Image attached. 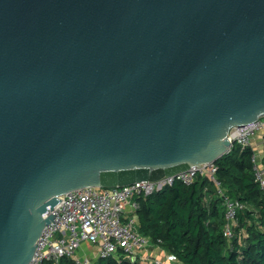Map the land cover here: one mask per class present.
Segmentation results:
<instances>
[{"label":"water","instance_id":"water-1","mask_svg":"<svg viewBox=\"0 0 264 264\" xmlns=\"http://www.w3.org/2000/svg\"><path fill=\"white\" fill-rule=\"evenodd\" d=\"M264 116V0H0V264L59 196L215 163Z\"/></svg>","mask_w":264,"mask_h":264},{"label":"trees","instance_id":"trees-1","mask_svg":"<svg viewBox=\"0 0 264 264\" xmlns=\"http://www.w3.org/2000/svg\"><path fill=\"white\" fill-rule=\"evenodd\" d=\"M253 155L250 146H233L215 162L222 194L245 205L237 213L231 238L223 236L222 196L203 176L189 186L175 182L141 197L136 212L139 232L181 264H264V195L255 182ZM261 162L264 166V150ZM57 264L73 262L64 257ZM94 264L139 263L97 259Z\"/></svg>","mask_w":264,"mask_h":264},{"label":"built area","instance_id":"built-area-1","mask_svg":"<svg viewBox=\"0 0 264 264\" xmlns=\"http://www.w3.org/2000/svg\"><path fill=\"white\" fill-rule=\"evenodd\" d=\"M257 134L263 136V151L264 116L245 126L230 128L226 138L231 145L226 153L233 146H239L241 149L250 146ZM261 159V155L254 153V178L264 195V166ZM216 172L215 163H206L164 177L158 182L141 181L119 188L85 187L67 192L58 197L61 201L52 210L47 207L48 211L43 217L51 214L56 216L43 228L36 242L34 255L28 264H43L45 261L57 264L64 257L71 259L73 264H92L93 260L97 259H128L139 264L177 263L173 255L156 246L139 232L136 217L138 200L175 182L189 186L198 176L206 177L218 188L225 217L223 236L231 238L237 213L244 210L245 205L222 194ZM84 246L88 251L80 256ZM155 247L160 249L162 256L153 255L152 249Z\"/></svg>","mask_w":264,"mask_h":264},{"label":"crops","instance_id":"crops-1","mask_svg":"<svg viewBox=\"0 0 264 264\" xmlns=\"http://www.w3.org/2000/svg\"><path fill=\"white\" fill-rule=\"evenodd\" d=\"M262 139H263V136L262 134H257L254 139L251 141V144H250V147L253 149L254 153L255 154H258L259 156L263 154V151H262ZM156 248V247H155ZM152 249L153 251V255H155L156 257H160L162 256V252L160 251L159 248H156V249ZM175 264H181L179 262L175 263Z\"/></svg>","mask_w":264,"mask_h":264},{"label":"rangeland","instance_id":"rangeland-1","mask_svg":"<svg viewBox=\"0 0 264 264\" xmlns=\"http://www.w3.org/2000/svg\"><path fill=\"white\" fill-rule=\"evenodd\" d=\"M84 249H82V252L80 253V256H83V255H85L86 254V252L88 251V249H87V247L86 246H84L83 247ZM92 254V253H91ZM94 261L95 260H93V263L92 264H94Z\"/></svg>","mask_w":264,"mask_h":264}]
</instances>
